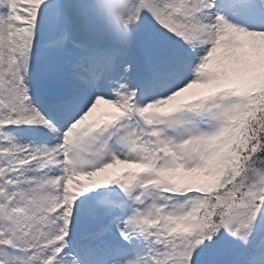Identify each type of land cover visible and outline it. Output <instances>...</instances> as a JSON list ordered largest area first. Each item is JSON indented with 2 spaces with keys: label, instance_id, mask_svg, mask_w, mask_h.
Instances as JSON below:
<instances>
[{
  "label": "snow or ice",
  "instance_id": "snow-or-ice-1",
  "mask_svg": "<svg viewBox=\"0 0 264 264\" xmlns=\"http://www.w3.org/2000/svg\"><path fill=\"white\" fill-rule=\"evenodd\" d=\"M0 264H264V0H0Z\"/></svg>",
  "mask_w": 264,
  "mask_h": 264
},
{
  "label": "rangeland",
  "instance_id": "rangeland-1",
  "mask_svg": "<svg viewBox=\"0 0 264 264\" xmlns=\"http://www.w3.org/2000/svg\"><path fill=\"white\" fill-rule=\"evenodd\" d=\"M200 87H205L204 85H199ZM208 89H210V86H207ZM167 107V106H166ZM109 108V106L101 104L98 109L97 112H102L104 110H107ZM119 166V167H118ZM115 169H113L112 171H119L121 168H123V165H118Z\"/></svg>",
  "mask_w": 264,
  "mask_h": 264
},
{
  "label": "bare ground",
  "instance_id": "bare-ground-1",
  "mask_svg": "<svg viewBox=\"0 0 264 264\" xmlns=\"http://www.w3.org/2000/svg\"><path fill=\"white\" fill-rule=\"evenodd\" d=\"M119 167V166H118Z\"/></svg>",
  "mask_w": 264,
  "mask_h": 264
}]
</instances>
